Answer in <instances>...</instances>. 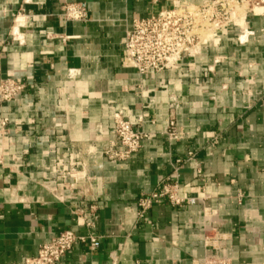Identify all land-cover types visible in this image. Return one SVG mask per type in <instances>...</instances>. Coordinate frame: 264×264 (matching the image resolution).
<instances>
[{"label":"crops","instance_id":"crops-1","mask_svg":"<svg viewBox=\"0 0 264 264\" xmlns=\"http://www.w3.org/2000/svg\"><path fill=\"white\" fill-rule=\"evenodd\" d=\"M204 1L0 0V80L26 85L0 107V264H24L65 230L100 245L78 242L59 264H264V8L177 69L141 76L123 56L135 19ZM67 3L85 4L87 21L66 20ZM120 111L148 138L113 163ZM170 176L197 202L141 218L139 198Z\"/></svg>","mask_w":264,"mask_h":264},{"label":"built area","instance_id":"built-area-1","mask_svg":"<svg viewBox=\"0 0 264 264\" xmlns=\"http://www.w3.org/2000/svg\"><path fill=\"white\" fill-rule=\"evenodd\" d=\"M259 8H264V0H205L202 4L180 2L150 17L135 19L122 42L125 63L141 76L177 69L184 58L196 56L214 36ZM87 13L83 3H67L63 7V16L68 21H87ZM241 38L242 35H239L238 39L243 41ZM25 89L26 85L22 82L11 77L2 78L0 107L14 101ZM143 120V117L139 118L138 123ZM7 121L4 119V122ZM113 131V141L104 151L105 156L113 163L131 159L148 138V134L140 130L138 124L127 119L121 111L114 116ZM166 134L169 139L178 140L175 120L170 121ZM182 163V160H177L178 169ZM199 173L201 174V170ZM163 201L173 206H184L195 204L197 199L182 195L177 178L166 177L159 181L153 192L139 198V216L144 217L151 207ZM89 210L91 217H84L85 224L94 228L96 206L91 205ZM88 239L92 247L100 245L99 238L94 235L84 237L72 230H65L42 244L37 256L26 260L24 264H59L78 242ZM207 239L212 241L213 237L208 235ZM207 245L213 250L222 248L220 243ZM193 264L233 263L230 258L213 254L202 260H194Z\"/></svg>","mask_w":264,"mask_h":264},{"label":"rangeland","instance_id":"rangeland-1","mask_svg":"<svg viewBox=\"0 0 264 264\" xmlns=\"http://www.w3.org/2000/svg\"><path fill=\"white\" fill-rule=\"evenodd\" d=\"M243 40V38H241Z\"/></svg>","mask_w":264,"mask_h":264}]
</instances>
